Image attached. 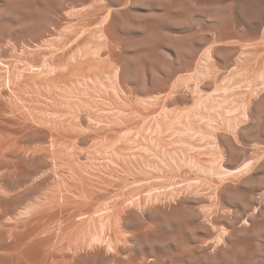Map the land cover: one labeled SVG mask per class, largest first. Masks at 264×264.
<instances>
[{
	"label": "rangeland",
	"instance_id": "1",
	"mask_svg": "<svg viewBox=\"0 0 264 264\" xmlns=\"http://www.w3.org/2000/svg\"><path fill=\"white\" fill-rule=\"evenodd\" d=\"M256 8L244 16L234 0H0V125L9 132L0 148L12 150L3 158L0 149L9 159L0 162V264H68L73 245L87 252L75 248L73 264H264ZM52 191L107 206L98 210L112 215L113 245L107 219L98 232L100 213L94 228L83 224L88 235L76 224L77 237L79 216L70 229L40 219L34 209ZM90 231L111 243L94 247Z\"/></svg>",
	"mask_w": 264,
	"mask_h": 264
},
{
	"label": "bare ground",
	"instance_id": "2",
	"mask_svg": "<svg viewBox=\"0 0 264 264\" xmlns=\"http://www.w3.org/2000/svg\"><path fill=\"white\" fill-rule=\"evenodd\" d=\"M107 1H108V0H107ZM109 1H110V0H109ZM220 1H221V0H220ZM234 2H235V10H236L235 12H237L236 14H238V15H239V14H240V15L242 14V15H243L245 12L248 13V12H250L249 10H251L252 8H253V10H254V9L256 8L257 5H260L261 0H234ZM230 5H231V4H230ZM232 5H233V4H232ZM254 7H255V8H254ZM229 8H230V7H229ZM253 10H251V11H253ZM263 10H264V8H259V7H258V8H256L255 11H257L256 14H259V13L262 12ZM247 11H248V12H247ZM250 13L252 14V12H250ZM244 16H245V14H244ZM236 17H237V16H236ZM241 17H242V16H241ZM229 25H230V23H228V25H225V27H226V26H229ZM222 27H223V26H222ZM220 28H221V27H220ZM227 28H228V27H227ZM229 28H230V27H229ZM235 28H236V27H235ZM220 30H221V29H220ZM228 30H229V29H228ZM225 31H226V30H225ZM224 39H225V38H224ZM43 40H44V39H43ZM235 40H236V39H235ZM35 43H36V42H35ZM247 43H248V42H247ZM7 44H8V42H7ZM10 44H11V43H10ZM245 44H246V43H245ZM249 44H250V43H249ZM1 47H3V46H1ZM13 47H14V46H13ZM13 47H12V48H13ZM37 47H38V46H37ZM12 48H11V49H12ZM21 48H22V47H21ZM251 48H252V47H251ZM25 49H26V48H25ZM3 50H4V49H3ZM37 50H38V49H37ZM12 51H13V49H12ZM14 51H15V50H14ZM14 51H13V52H14ZM29 51H30V50H29ZM40 51H41V50H40ZM10 52H11V51H10ZM15 52H16V51H15ZM27 52H28V51H27ZM35 52H36V50H35ZM21 53H22V52H21ZM30 54H31V53H30ZM13 55H14V54H13ZM44 57H45V56H44ZM1 64H2V63H1ZM1 64H0V67H1ZM3 65H6V64H3ZM11 67L13 68V66H11ZM11 67L9 68V70L11 69ZM24 67H25V66H24ZM31 67H32V66H31ZM15 68H16V67H15ZM28 68H29V67H28ZM35 68H36V66H35ZM40 68H43V67H40ZM16 69H17V68H16ZM16 69H15V70H16ZM1 70H3V69L1 68ZM1 70H0V73H1ZM9 70H8L6 73H8ZM13 71H14V70H13ZM17 71H18V70H17ZM21 71H22V70H21ZM2 72H4V71H2ZM15 72H16V71H15ZM15 72H14V73H15ZM38 72H39V71H38ZM38 72H37V73H38ZM6 73H5V74H6ZM14 73L12 74V76H15V75H18V74H19V73H15V75H14ZM1 74H2V73H1ZM21 74H22V72H21ZM34 74H35V73H34ZM22 75H23V77L25 76L24 74H22ZM26 75H27V74H26ZM2 76H3V75H2ZM7 76H8V75H7ZM20 76H21V75H20ZM20 76H18V77H20ZM21 77H22V76H21ZM13 78H14V77H13ZM13 78L11 77L10 80H9L8 78H6V80H7V79L9 80V86H10V84H11L10 81H11ZM25 78H26V77H25ZM14 79H15V80H14ZM14 79H13L14 82H12V83H16V82H15V81H16V78H14ZM18 79H20V78H18ZM6 80H5V81H6ZM8 80L6 81L7 83H8ZM13 80H12V81H13ZM1 82H2V81H1ZM20 83H22V82L20 81ZM20 83H18V84H20ZM0 84H2V83H0ZM11 85H13V84H11ZM13 86H14V85H13ZM7 89H8V88H7ZM7 89H6V90H7ZM0 92H1V91H0ZM0 96H1V94H0ZM2 97H3V96H2ZM2 97H0V100H1ZM2 99H3V98H2ZM4 100H5V99H4ZM7 100H8V99H7ZM4 106H5V105H4ZM5 107H6V106H5ZM2 108H3V107H2ZM16 108H17V107H16ZM0 110H1V109H0ZM6 110H7V109H6ZM6 110H4V111H6ZM7 111H9V109H8ZM1 114H2V113H1ZM2 115H3V114H2ZM0 116H1V115H0ZM3 116H4V115H3ZM1 117H2V116H1ZM5 117H6V116H4V118H5ZM17 119H18V118H17ZM2 120H3V117H2ZM12 120H13V118H12ZM12 120H11V121H12ZM6 121H7V120H6ZM7 122H10V121H7ZM12 122H13V121H12ZM0 124H1V123H0ZM0 126H1V125H0ZM1 127H2V126H1ZM2 128H3V129H0V130H1L0 133H3V138H4L8 131H6L7 129L5 130V127H2ZM18 128H19V127H18ZM23 128H24V127H23ZM42 128H44V127H42ZM46 128H47V127H46ZM13 129H14V128H13ZM25 129H26V128H25ZM30 129H31V128H30ZM2 130L6 131V133H4V131L2 132ZM9 130H10V129H9ZM23 130H24V129H23ZM11 131H12V130H11ZM15 131H16V130H15ZM45 131H46V130H45ZM50 131H51V130H50ZM50 131H49V132H50ZM53 131H54V130H53ZM18 132H19V130H18ZM22 132H23V131H22ZM24 132H26V131H24ZM8 133H9V132H8ZM12 133H14V132H12ZM20 134H21V133H20ZM52 134H53V133H52ZM54 134H55V133H54ZM1 135H2V134H1ZM16 135H17V134H16ZM49 135H50V134H49ZM6 136H8V134H7ZM17 136H18V135H17ZM55 136H58V135H55ZM15 137H16V136H15ZM0 138H2V137H0ZM5 138H6V137H5ZM5 138H4V139H5ZM11 138H12V137H11ZM55 138H56V137H55ZM4 139H3V140H4ZM18 139H19V138H18ZM0 140H1V139H0ZM5 140H6V143L9 141V140H7V139H5ZM58 140H59V139H58ZM47 141H48V140H47ZM52 141H53V140H52ZM60 141H61V140H60ZM2 143H3V142H2ZM0 144H1V143H0ZM45 144H46V143H45ZM4 145H5V144H4ZM4 145L1 144L2 147H5ZM6 145H7V144H6ZM46 147H47V146H46ZM16 148L22 150L21 148H18V146H17ZM0 149H1V148H0ZM12 149H15V148H12ZM44 149H45V150H44ZM50 149H51V148H50ZM1 150H2V149H1ZM1 150H0V151H1ZM8 150H10V148H9ZM8 150H4V149H3L2 152H3V153H4V152L6 153V151H8ZM20 150H19V152H20ZM38 150H42V151L44 150V151L42 152V153H44L47 149H46V148H43V149H42V148H39V149H37V151H38ZM11 151H12V150H10V151H8V152H11ZM34 151H36V150L34 149ZM34 151H32V152H34ZM37 151H36V152H37ZM2 152H1V154H3ZM13 152H14V151H13ZM16 152H18V150H17ZM16 152H14V153L16 154ZM21 152H23V151H21ZM36 152H34V154H35ZM38 152H40V151H38ZM48 152H50V151H48ZM5 153H4L3 156H2L3 158H4ZM14 153H13V154H14ZM45 153H47V151H46ZM45 153H44V154H45ZM19 154H20V153H19ZM34 154H32V157H33V158H34ZM39 154H40V153H39ZM39 154L37 153L36 155H39ZM40 155H42V154H40ZM21 156H22V155H21ZM21 156H20V157H21ZM45 156H46V155H45ZM25 157H26V156H25ZM43 157H44V155H43ZM44 158H45V157H44ZM5 159H6V157H5ZM5 159L3 160L4 162H6V161L9 160V159H8V160L6 159V161H5ZM1 160H2V159H1ZM1 160H0V162H1ZM10 160H11V156H10ZM34 160H35V159H34ZM50 160H51V159H50ZM3 161H2L1 163H3ZM11 161H14V160L12 159ZM11 161H9V162H11ZM27 161H28V160H27ZM12 163H13V162H12ZM59 167H60V166H59ZM6 169H9V168L6 167ZM9 170L11 171V169H9ZM15 170H16V169H15ZM17 170H18V169H17ZM60 170H61V169H60ZM3 171H4V170H3ZM5 171H6V170H5ZM5 171H4V172H5ZM1 172H2V171H1ZM4 172H3V173H4ZM65 172H66V171H65ZM3 173L0 174L1 177L3 176ZM6 173L8 174L7 171H6ZM13 173H15V172H13ZM16 173H17V172H16ZM16 173H15V174H16ZM9 174H10V173H9ZM58 174H59V173H58ZM65 174H66V173H65ZM4 175H5V173H4ZM12 175H13V174H12ZM47 176H48V174H47ZM47 178H48V177H47ZM59 178H60V177H59ZM56 181H57V180H56ZM69 183H70V182H69ZM2 189H3V188H2ZM73 189H74V188H73ZM0 191H1V190H0ZM76 191H77V190H76ZM45 193L48 194L49 192H48V193L45 192ZM90 193H91V192H90ZM3 194H4V193H3ZM6 194H7V193H6ZM46 194H45V195H46ZM54 194L57 196L56 192H54V191H52V195H51V194H50V195H51L52 197H54V196H55ZM59 194H60V193H59ZM59 194H58V195H59ZM86 194H87V193H86ZM100 194H101V193H100ZM48 195H49V194H48ZM78 195H79V194H78ZM81 195H82V194H81ZM81 195H79V196H80V197H84V196H81ZM83 195H84V194H83ZM42 196L44 197V194H43ZM42 196H41V197H42ZM51 196H50V197H51ZM61 196H62V195H61ZM66 196H67V194L64 195V193H63V197L57 196L58 198L60 197V199H58L57 197H54L53 200H51V198H49V196H47V197H45V198H46V201H47V198H48L49 202H48V201L45 202V203L42 202L41 205H43V204H44V205H43V208H42V209L39 208L40 210L34 205V206L37 208V209H34V211H35V210H36V211L38 210V214H37V215L40 217V219H42V217L45 218V216L47 217L48 215H49V216L52 215V216L56 217L57 219L59 218V221L61 220V223H62V224L67 225L66 228H69V229H70V228H72V225H74L76 228L73 226L74 229L72 228V230L75 231V233L73 232V233H74L73 236H75V234H76V237L79 235V232H80V231H84V230H85L84 227H85L86 225L83 226V224L86 222V220H89V223L87 222V224H88L89 226H91V222L93 221L94 217L97 218V216H94V215L92 216V214H95V213L98 214V213H100L99 215H101V216H99L100 218H97V219H100V224H101L102 228H101V230L99 229L98 232L101 231V233H105L106 230H107V231H111V228L109 227V226H110L109 224H110L111 221L108 220L109 218L107 219V217H108L110 214H109L108 216L105 215V216H106V217H105L104 215H102L103 213H101V210H102V212H104V209L106 210V207H107V206H106V207L103 206V208H104V209H103V208L99 205V207H101V208L98 207V208H96V209H97V210H96L95 207H92V205H93L92 202L90 201V203H87L88 201H86V200H85L86 202L83 201V204H82V205L77 206V205H76V204H77L76 201H78V200L74 198V195H73V200H74V199L76 200V201L74 200V203H75V204H74V203L69 204V202L66 201V200H67V199H66ZM99 196H100V195H99ZM99 196H98V197H99ZM102 196H103V195H102ZM102 196H101V197H102ZM104 196H105V195H104ZM71 197H72V195L69 196V197H67V198L69 199V198H71ZM101 197H100V198H101ZM5 198H6V197H5ZM88 198L91 199L92 197H88ZM81 199H82V198H79V202L81 201V203H82V200H84V199H82V200H81ZM101 199H102V198H101ZM41 200H43V199H41ZM71 200H72V199H71ZM71 200H70V202H71ZM93 200H94L97 204H99L98 200H97L96 198H94V196H93ZM104 200H105V199H104ZM94 201H93V203H94ZM108 201H109V200H108ZM40 202H41V201H40ZM40 202H38V204H39ZM79 202H78V204H79ZM84 202H85V203H84ZM103 203H104V202L102 201V204H101V205H104ZM106 203H107V202H106ZM110 203H111V202H110ZM113 203H114V202H113ZM113 203H112V204H113ZM68 204H69V205H68ZM97 204H94V206L97 205ZM107 204H108V203H107ZM107 204H106V205H107ZM72 205H73V208H71ZM109 205H111V204H109ZM109 205H108V206H109ZM30 206H31V205H30ZM30 206H29V207H30ZM38 206H40V205H38ZM74 206H75V207H74ZM114 206H116V205H114ZM32 207H33V206H31V208H32ZM35 207H33V208H35ZM33 208H32V209H33ZM93 208H94L95 210H94ZM108 208H109V207H108ZM98 209H101V210H98ZM26 210H27V209H26ZM28 210H31V209L29 208ZM31 211H33V210H31ZM36 211H35V212H36ZM92 211H94V212H92ZM98 211H100V212H98ZM106 211H107L106 213H108V210H106ZM35 212H34V213H35ZM25 213H26V211H25ZM31 213H32V212H31ZM31 213H29L28 216H29ZM34 213H33V217L35 218L37 212H36L35 214H34ZM23 214H24V212H23ZM26 214H27V213H26ZM104 214H105V212H104ZM31 215H32V214H31ZM16 216H17V215H16ZM77 216H79V218H81L82 216H85V217H89L90 219H88V218L86 219V218L84 217V218H83V219H85L84 222H83L82 220H80L79 222H81V221L83 222V223H82V226H81V223H79V222L77 221V218H78ZM91 216L93 217V219H91V218H92ZM30 217H32V216H30ZM74 217H77V218H76V221H75L76 223L74 222L75 224L73 223L72 225H69L70 223H72V222L74 221ZM109 217H110V219H111L112 215H110ZM36 218H37V217H36ZM36 218H35V219H36ZM79 218H78V219H79ZM29 219H31V218H29ZM35 219H33V220L35 221ZM40 219H38V218L36 219L38 223L42 222V221H40ZM48 219H51V220H52L53 217H52V218H51V217H50V218H47V220H48ZM106 219H107V222H108L107 224H106V221H105ZM120 219H121V218H120ZM33 220H32V221H33ZM90 220H92V221L90 222ZM30 221H31V220H30ZM43 221H44V219H43ZM55 221H56V220H55ZM55 221H54V222H55ZM37 222H36V223H37ZM45 222H46V221H45ZM45 222H42V223H40V224H43V223H44L43 225H45ZM93 222H94V221H93ZM55 223H56V225L58 226V224H57L58 222H55ZM61 223H60V224H61ZM94 223H96V222H94ZM94 223H93V225H94ZM111 223H112V222H111ZM46 224H47V222H46ZM76 224H77V225L80 224V226L78 225L79 228L82 227L84 230H83L82 228H80V229H82V230L79 229V230H80V231H79L78 228H77V225H76ZM85 224H86V223H85ZM105 224H106V227H108V229L105 228V230H104L103 228L105 227V226H104ZM48 225H49V224H48ZM56 225H55V226H56ZM65 225H62V226L64 227ZM88 225H87V226H88ZM107 225H109V226H107ZM117 225H118V224H117ZM50 226L52 227V226H54V224H52V225H50ZM68 226H71V227H68ZM89 226H88V227H85V228H87L86 230H88ZM103 226H104V227H103ZM115 227H116V224H115ZM52 228H53V227H52ZM60 228H61V227H60ZM66 228L64 227L65 230H66ZM90 228H94V227L91 226ZM109 228H110V229H109ZM37 229H39V228H37ZM42 229H43V228H42ZM75 229H77V231H76ZM102 229H103V231H105V232H103ZM43 230H44V229H43ZM86 230H85V232H87ZM58 231H59V229H58ZM68 231L71 232V230H68V229H67L66 232L63 230V232H60V233H63V234H64V232H65V234H66ZM78 231H79V232H78ZM91 231H93V230H91ZM91 231H90V232H91ZM115 231H116V230H115ZM115 231H114V232H115ZM118 231H119V230H118ZM96 232H97V231H96ZM98 232H97V233H98ZM111 232H112V233H111ZM111 232H109V233L111 234V236H110V234H108L107 237H105V238H107V239H109V238L111 239V238H112V244H111V245H113L114 238H116V236H115L116 233L114 234V233H113V230H112ZM116 232H117V231H116ZM56 233H57V232H56ZM58 233H59V232H58ZM81 233H82V232H81ZM97 233H96V235H97V236H96V235H94L93 232H91V233H90V234H91V235H90V239H89V237H87L88 232L86 233L87 235L85 234V237H87V240L89 239L90 244L93 245L94 247H95L96 245H98V244L100 245L103 241H106V242L108 241L107 239L105 240L104 237L102 236V235H104V234H101V233H100V235H101V236H100V235H98ZM107 233H108V232H107ZM107 233H106V234H107ZM54 234H55V233H54ZM68 234H69V235H72L71 233H68ZM77 234H78V235H77ZM112 234H113V235H112ZM80 235H81V234H80ZM92 235H93V236H92ZM123 235H124V234H123ZM82 236H84V234H82ZM82 236H80V237H82ZM108 236H110V237L108 238ZM113 236H115V237H113ZM67 237H68V236H67ZM85 237H82V238L84 239V241L88 242L87 240H85ZM64 238H65V237H64ZM117 238H118V237H117ZM77 239L83 240V239H81V238H79V237H78ZM77 241H78L79 244L77 243ZM77 241H75V242H76V244H78V246L82 244V242H81V244H80L79 240H77ZM84 241H83V244L85 243ZM109 242H110V240H109L106 244H108ZM114 242H115V241H114ZM110 243H111V242H110ZM83 244H82V245H83ZM86 244H87V243H86ZM90 244H89V245H90ZM89 245H86V246H88L89 248L91 247V248H92L91 251L95 250V249L93 248V246H91V245L89 246ZM103 245H104V243H103ZM103 245L101 244L99 247H102ZM109 245H110V244H109ZM109 245H107V247H108ZM111 245H110V246H111ZM74 246H75V245H73V249L76 250V252H77V249H78V248L75 247V248H77V249H75ZM83 246H85V244H84ZM104 246H106V245H104ZM70 247H71V250H72L71 252L73 253L74 250L72 249V246H70ZM81 247H82V246H80V248H81ZM96 247H97V246H96ZM107 247H106V248H107ZM114 247H116V246H114ZM80 248L78 249V251L80 250ZM82 248L85 249V247H82ZM86 248H87V247H86ZM89 248H88V250H90ZM109 248H110V247H108L106 250H105V248H104V251L106 252L107 250H110V249H111V248H110V249H109ZM61 249H63V248H61ZM99 249H100V248H99ZM116 249H117V247H116ZM81 250H83V249H81ZM81 250H80V251H81ZM86 250H87V249H86ZM88 250H87V251H88ZM101 250H103V249H100V251H101ZM112 250H113V248H112ZM54 251H55V250H54ZM60 251H61V250H60ZM62 251H63V250H62ZM62 251H61V252H62ZM68 251H69V252H68L69 254H72V253H70V250H68ZM91 251H89V253H90ZM97 251H98V250H97ZM104 251H103V253H104ZM113 251H115V248H114ZM76 252L73 254L74 257L76 256ZM81 252H82V251H81ZM81 252H80V254L82 255ZM83 252H85V250H83ZM93 252H95V251H93ZM93 252H92V253H93ZM111 252H112V251H111ZM111 252H110V253H111ZM64 253H67V252H64ZM85 253H87V252H85ZM85 253H84V255H85ZM107 253L109 254V251H107ZM107 253H106V254H107ZM59 254H60V252H59ZM61 254H62V256H63V255L66 256V254H63V252H62ZM77 254L79 255V252H77ZM117 254H118V253H117ZM86 255H87V254H86ZM49 256H50V255H49ZM67 256H68V255H67ZM73 256H70V257L72 258ZM104 256H105V255H104ZM74 257H73V259H74ZM50 258H51V257H50ZM94 258H95V257H94ZM46 259H47V258H46ZM56 259H57V258H56ZM61 259H62V258H61ZM73 259L69 260V257L64 258V256H63V260H64V261H65V260H69V262H71ZM53 260H54V259H53ZM53 260H51V261H53ZM58 260H59V259H58ZM58 260H57V261H58ZM108 260H109V259H108ZM59 261H60V260H59ZM47 262H48V259H47ZM62 262H63V261H62ZM66 262H67V261H66ZM69 262H68V264H69ZM49 263L51 264V262H49ZM49 263H47V264H49ZM55 263H56V261H55ZM55 263H53V264H55ZM71 263L73 264V261H72ZM71 263H70V264H71ZM141 263H142V262H141ZM141 263H140V264H141Z\"/></svg>",
	"mask_w": 264,
	"mask_h": 264
}]
</instances>
